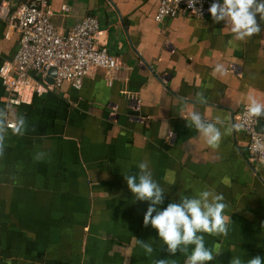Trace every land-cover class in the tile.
Here are the masks:
<instances>
[{"label": "crops", "instance_id": "0c3cea01", "mask_svg": "<svg viewBox=\"0 0 264 264\" xmlns=\"http://www.w3.org/2000/svg\"><path fill=\"white\" fill-rule=\"evenodd\" d=\"M29 0H0L14 12ZM159 0H51V23L64 34L84 17L100 25L96 46L117 64L113 82L93 68L79 88L69 82L0 108L23 115V136L8 132L0 157V264H184L169 256L155 229L143 224L149 203L135 200L124 177L147 161L164 190V210L201 190L223 194L231 216L226 237L205 234L216 255L207 264H264V165L247 160L248 137L229 131L247 97L264 103V20L261 32L235 41L224 22L181 12L154 22ZM68 7V11L62 10ZM0 20V65L18 48ZM223 63L229 74L219 76ZM232 69H235L232 71ZM166 76L163 84L160 76ZM34 81L38 74H31ZM203 92L206 104L197 93ZM192 106L225 133L217 149L187 126ZM172 135V139L168 135ZM38 152L44 159L34 160ZM155 215V213H153ZM136 240L151 243L145 255Z\"/></svg>", "mask_w": 264, "mask_h": 264}, {"label": "clouds", "instance_id": "9594fccd", "mask_svg": "<svg viewBox=\"0 0 264 264\" xmlns=\"http://www.w3.org/2000/svg\"><path fill=\"white\" fill-rule=\"evenodd\" d=\"M187 3L188 7L194 8L198 0H187ZM208 12L214 23H225L235 41H244L261 32L257 17L259 16L260 21L264 20V0H216L210 5ZM214 71L221 77L229 74V69L223 63H217ZM197 100L200 104L207 103L203 92L197 93ZM244 116V123L252 121L257 123L258 120L264 119V103L255 97H247ZM186 118L187 126L201 134L210 148L219 147L225 134L217 127L220 123L219 117L215 122L205 119L192 106L186 113ZM244 123H233L225 132L239 131L244 127ZM26 130L27 122L23 115L9 119L7 110L0 108V157L5 152L8 132L11 131L15 136H23ZM253 150L264 152V142L257 139ZM44 157L45 153L38 152L34 160L40 161ZM138 168V175H128L124 178L135 200L149 203L143 224L145 226L150 224L156 230L159 240L166 245L169 256H174L179 251L185 255L184 264H207L212 261L219 253L214 255L206 246L205 234L226 237L231 222V216L225 214L228 205L224 202L223 194H217L214 190H201L197 196H181L179 203H169L160 211L158 206L164 201L165 190L153 180L146 160L140 162ZM136 243L143 249L145 255L153 254L151 243L140 240H136ZM154 264H174V261L161 259L154 261ZM230 264H243V262L239 256H235ZM247 264H262V258L256 256L248 260Z\"/></svg>", "mask_w": 264, "mask_h": 264}, {"label": "built area", "instance_id": "2783aa9c", "mask_svg": "<svg viewBox=\"0 0 264 264\" xmlns=\"http://www.w3.org/2000/svg\"><path fill=\"white\" fill-rule=\"evenodd\" d=\"M51 0H29L14 12L7 4L0 3V20L7 26L6 36L10 32L18 37V48L11 61L0 65V82L6 91V103L19 106L30 100L35 93L59 89L65 82L79 88L83 79L93 68L106 71V81L110 85L118 70L115 58L105 49L96 46L99 22L93 16H86L66 33H58L51 23ZM216 0H198L194 8L188 7L187 0H159L154 22L163 23L177 17L181 12L193 18L211 17L208 9ZM65 12L68 7H62ZM55 70L52 83L46 82L47 72ZM41 76L34 81L31 74ZM160 80L166 83V76ZM245 110L237 116L236 123H244ZM259 121V120H258ZM255 121L244 123L239 130L248 137L247 160L250 164L264 165V152L253 150L257 139L264 142V132L257 131ZM172 139V135H168Z\"/></svg>", "mask_w": 264, "mask_h": 264}, {"label": "water", "instance_id": "95a60500", "mask_svg": "<svg viewBox=\"0 0 264 264\" xmlns=\"http://www.w3.org/2000/svg\"><path fill=\"white\" fill-rule=\"evenodd\" d=\"M55 76V70L54 69H50L47 72V77H46V82L48 84L52 83V78ZM257 131L259 132H264V119H260L258 121V125H257Z\"/></svg>", "mask_w": 264, "mask_h": 264}]
</instances>
